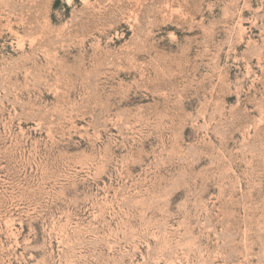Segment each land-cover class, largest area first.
I'll list each match as a JSON object with an SVG mask.
<instances>
[{"label":"rangeland","instance_id":"obj_1","mask_svg":"<svg viewBox=\"0 0 264 264\" xmlns=\"http://www.w3.org/2000/svg\"><path fill=\"white\" fill-rule=\"evenodd\" d=\"M0 264H264V0H0Z\"/></svg>","mask_w":264,"mask_h":264}]
</instances>
